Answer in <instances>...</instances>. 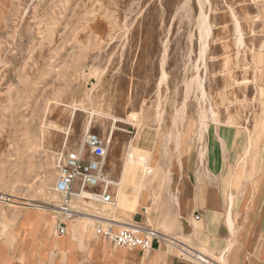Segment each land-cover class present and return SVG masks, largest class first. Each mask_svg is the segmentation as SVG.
Returning <instances> with one entry per match:
<instances>
[{
	"label": "rangeland",
	"instance_id": "obj_1",
	"mask_svg": "<svg viewBox=\"0 0 264 264\" xmlns=\"http://www.w3.org/2000/svg\"><path fill=\"white\" fill-rule=\"evenodd\" d=\"M205 17L211 34L203 49ZM263 130L264 0H0V244H16L19 230H11L22 219L19 232L32 239L30 248L51 247L32 233L35 211L54 216L56 239L63 217L86 222L87 230L105 227L83 217L127 216L140 178L148 185L144 197L162 201L179 151L203 165L208 144L220 154L221 136L230 149L224 185L243 198L244 209L251 184L264 183ZM147 131L157 136L158 157L145 156L151 171L137 160L139 136ZM87 133L106 141L114 134L104 165L110 179L119 178L128 149L135 166L120 206L113 192L115 204L106 210L100 202L73 201L81 213L69 220L54 210L61 203L53 188L57 165ZM249 136L255 145L244 169L237 161ZM48 172L52 184L41 191Z\"/></svg>",
	"mask_w": 264,
	"mask_h": 264
},
{
	"label": "crops",
	"instance_id": "obj_2",
	"mask_svg": "<svg viewBox=\"0 0 264 264\" xmlns=\"http://www.w3.org/2000/svg\"><path fill=\"white\" fill-rule=\"evenodd\" d=\"M221 137L220 154L208 144L203 165L199 156L192 160L190 151L184 155L179 151L162 201L144 198L132 218L117 217L120 222L162 233L151 248L116 246L97 232V227L107 225H97L95 231L82 226L76 238L72 234L64 237L73 230L63 235L57 232L61 244L55 248H30L27 234L19 230L12 248L0 244V264H264V183L251 186L247 207L240 208L243 198L229 193L224 185L230 149ZM156 144L152 131L141 133L137 151L141 156L155 157ZM60 221L66 231L70 229L65 220ZM111 225L114 230L121 228ZM41 254L48 256L46 261L38 260Z\"/></svg>",
	"mask_w": 264,
	"mask_h": 264
},
{
	"label": "built area",
	"instance_id": "obj_3",
	"mask_svg": "<svg viewBox=\"0 0 264 264\" xmlns=\"http://www.w3.org/2000/svg\"><path fill=\"white\" fill-rule=\"evenodd\" d=\"M108 143L99 134L87 133L79 148L63 153L59 159L55 191L61 196L60 208L66 218L71 219L76 215L72 198L75 192L79 193L81 189L93 195V198H85L86 200L112 202L113 185L108 182V177L104 173ZM142 229V233L129 227L114 230L110 224L105 228L97 227V232L103 234L116 246L144 250L151 248L153 242L163 236L158 230ZM57 232L60 235L65 234L66 226L63 221L58 223Z\"/></svg>",
	"mask_w": 264,
	"mask_h": 264
},
{
	"label": "bare ground",
	"instance_id": "obj_4",
	"mask_svg": "<svg viewBox=\"0 0 264 264\" xmlns=\"http://www.w3.org/2000/svg\"><path fill=\"white\" fill-rule=\"evenodd\" d=\"M238 24V23H237ZM201 31H202V37H201V39H202V44H203V46H201V47H203V49L205 48V46H206V43H207V38H208V36H209V34H211V32H210V26H209V24H208V21H207V17H205V18H203V20H202V26H201ZM240 31V30H239ZM238 31V32H239ZM239 34H241L240 32H239ZM239 36H241V35H239ZM242 40V39H241ZM202 49V48H201ZM201 50V51H204V50ZM205 52V51H204ZM202 54H204V53H202ZM196 75H197V73H195ZM192 81V80H191ZM195 81V80H194ZM202 81V80H201ZM200 81V82H201ZM200 82H198V84L200 85V88L202 87V83H200ZM203 88V87H202ZM203 93V92H202ZM201 93V94H202ZM203 94H205V93H203ZM204 96V95H203ZM207 96V95H206ZM203 100H205L204 98H203ZM208 109H209V106H208ZM210 109H211V107H210ZM161 111V110H160ZM210 112H211V110H210ZM161 113H163L162 111H161ZM178 113H180V112H178ZM209 113V112H208ZM156 114V113H155ZM174 114V113H173ZM204 114H206L205 113V111H204V113H203V115ZM135 115V114H134ZM137 115V114H136ZM159 115V114H158ZM130 116V115H129ZM165 116V115H164ZM174 116H175V114H174ZM183 116V115H182ZM181 116V117H182ZM202 116V115H201ZM131 117V116H130ZM161 117V116H160ZM178 117V115L176 116V118ZM181 117H180V119H181ZM184 117V116H183ZM182 117V118H183ZM210 117H211V114H210ZM215 117V116H214ZM218 117V116H217ZM173 118V117H172ZM171 118V119H172ZM175 118V119H176ZM203 118H205V117H203ZM113 119H114V121H117L118 120V118L117 117H113ZM134 119V118H133ZM210 119V118H209ZM215 119H216V117H215ZM165 120H166V117H165ZM177 120H178V118L176 119V122H177ZM211 120V119H210ZM129 122L131 121V120H128ZM154 121V120H153ZM157 121V120H156ZM174 121V120H173ZM180 121H182L183 122V120L181 119ZM207 120H203L202 122H201V127H200V129H204V131H205V128L207 127V125H208V121L206 122ZM212 121H213V114H212ZM160 122V121H159ZM166 122V121H165ZM175 122V123H176ZM214 122V121H213ZM162 123V122H161ZM172 123V122H171ZM215 123V122H214ZM177 124V123H176ZM133 125V124H132ZM135 125V124H134ZM172 125V124H171ZM43 126V125H42ZM154 126V125H153ZM174 126V125H173ZM181 127H182V125H180ZM158 127V126H157ZM179 127V126H178ZM181 127H180V130L182 131V129H181ZM236 127V126H235ZM245 127V126H244ZM114 128H116V126L114 125ZM175 128H176V125H175ZM167 129V128H166ZM246 129V128H245ZM238 130H239V126H238ZM67 131H68V129H67ZM112 132L114 131V130H111ZM203 131V132H204ZM168 133V132H167ZM169 133H170V131H169ZM175 136L177 137V136H179V134H180V132L178 131V132H176V130H175ZM263 133H264V130H263ZM198 135L200 136L199 138L201 139V137L203 136V133L200 131V133L198 132ZM252 135V134H251ZM139 136V135H138ZM245 136H246V134H245ZM253 136V135H252ZM113 137H114V134L113 133H111L110 134V140L108 141V142H111L112 140H113ZM175 137V138H176ZM247 137V136H246ZM138 138V137H137ZM220 138H222V137H220ZM254 138V137H253ZM251 136H249V139L247 140V138H246V140H247V144H245L246 145V149H245V151L242 153L243 155H241V157L242 158H240V160L241 161H237V162H240V167L241 168H244V169H246L247 168V163H248V161H249V157H250V151H252L251 149H252V147H254V145H255V141H254V139H253ZM109 139V138H108ZM163 139V138H162ZM172 139V138H171ZM178 139V138H177ZM165 140H167V139H165ZM220 140V139H219ZM179 141V140H178ZM115 142V141H114ZM221 142V141H220ZM65 143V142H64ZM164 144V143H163ZM170 144V143H169ZM177 144V143H176ZM223 144H224V142H223ZM243 144V143H242ZM122 145V144H121ZM165 145V144H164ZM128 146V145H127ZM178 144H177V148H178ZM222 146V145H221ZM224 146L225 145H223V148H224ZM129 147V146H128ZM163 148V147H162ZM168 148H169V145H168ZM174 148H175V143H174ZM242 148V147H241ZM245 148V147H244ZM122 149V148H121ZM176 149V148H175ZM153 150V149H152ZM165 151L167 152L168 150H166L165 149ZM204 151H205V149H204ZM222 151V150H221ZM225 151H226V149H225ZM55 152V151H54ZM172 152H174V151H172ZM178 152V151H177ZM176 152V153H177ZM230 152V151H229ZM229 152H228V155H229ZM176 153H175V155H176ZM56 154V153H55ZM62 154V153H61ZM126 154V156H125V161H124V164H123V166H122V169H121V173H120V175H119V178L118 179H116V180H113V179H110V177H109V174H110V172H105L104 171V173L107 175V180H108V182L110 183V184H112L115 188L114 189H111L112 190V192H113V195H114V197H115V199H117V201L119 200V206L121 205V203H120V201H122V200H125V198H127V184H128V175H129V172H130V170L135 166V161H136V159H135V156L130 152V149H128L127 150V152L125 153ZM179 154V153H178ZM199 154H203V150L199 153ZM222 154H224V153H222ZM253 154V153H252ZM151 155V154H150ZM166 155H168L167 153H166ZM170 155H171V153H170ZM255 155V154H254ZM203 156V155H202ZM201 156V157H202ZM240 156V155H239ZM137 157V156H136ZM225 157V156H224ZM254 157H256V156H254ZM52 159H53V157H51ZM237 159H239V158H237ZM236 159V160H237ZM258 159V158H257ZM137 160H139L142 164H141V166H142V168H145V169H149V171H151V170H153L154 168H155V166H152V163L151 162H149L150 160H147V158H145L144 156H139V158L137 159ZM232 160V159H231ZM256 162H257V160H256ZM151 163V164H150ZM236 163V162H235ZM234 163V164H235ZM259 163V162H258ZM160 166V165H159ZM138 167V166H137ZM167 168V167H166ZM237 168V167H236ZM256 168V167H255ZM138 169V168H137ZM240 169V168H239ZM243 170V169H242ZM164 171V170H163ZM239 171V170H238ZM244 171V170H243ZM242 171V172H243ZM245 172V171H244ZM145 173H146V170H145ZM161 173V172H160ZM235 173V172H234ZM140 175V174H139ZM143 175V174H142ZM146 175V174H145ZM169 175V174H168ZM168 175H167V177H168ZM236 175H238V174H236ZM142 177V176H141ZM242 177H243V174H242ZM245 177L246 178H248L249 176L248 175H245ZM244 177V178H245ZM7 178V177H6ZM143 178V177H142ZM235 177H233V179H234ZM9 179V178H8ZM53 179V175H52V173L51 172H48V174H46L45 176H44V180L43 181H41V183H40V186H39V189L41 190V191H43L44 190V188H45V186L48 184V182H50L51 180ZM167 179V178H166ZM232 179V180H233ZM242 179V178H241ZM138 180V179H137ZM168 180V179H167ZM154 181V180H153ZM253 181V180H252ZM33 182V181H32ZM234 182H235V179H234ZM245 182V181H244ZM248 182H249V180H248ZM36 183H37V180H36ZM51 183V182H50ZM139 183V182H138ZM154 183V182H153ZM52 184V183H51ZM243 184V183H242ZM164 185H165V182H164ZM52 186V185H51ZM163 186V185H162ZM235 186V185H234ZM252 186H253V183H252ZM47 187V186H46ZM54 188V190H55V186L53 187ZM148 189V185L145 183V181H143V180H141V178H140V183L137 185V190H136V195H135V197H134V200H133V204H132V206H131V208H130V213H128L127 215L130 217V218H132V216H133V214L135 213V211H136V209H137V207H138V202L139 201H141L142 200V198H145L144 197V194H145V192H143V190L144 189ZM164 188H166L165 186H164ZM39 190V191H40ZM38 191V190H37ZM230 196L232 197V195L230 194ZM230 197V198H231ZM85 198H93V195L89 192V191H87V190H84V189H81V191L79 192V193H76L75 192V194H74V196H73V198H72V200L73 201H80V200H82L83 202H88V203H92V201H94V200H91V201H87ZM86 200V201H85ZM52 202H53V200H52ZM82 202V203H83ZM96 202H100V205H101V207H102V209L103 210H106V209H109V208H111V206H113L115 203L112 201V202H110V203H107V202H102V201H96ZM13 203V202H12ZM86 204V203H85ZM117 204H118V202H117ZM231 204V203H230ZM1 205V204H0ZM51 205V204H50ZM123 206V205H122ZM49 207H51V206H49ZM49 207H47V208H49ZM54 207H55V211L56 212H58V213H62L64 216H65V214L63 213V211L61 210V208H60V203L59 204H55L54 205ZM117 207H118V205L116 206V207H113V210L115 209H117ZM230 207V206H229ZM52 208V207H51ZM54 210H53V212H54ZM230 210V209H229ZM3 212V211H2ZM5 212V211H4ZM76 215L77 214H79V213H81V211H77L76 210ZM50 213V212H49ZM105 214H108L109 216H110V214L109 213H105ZM86 215L87 216H84L83 218L84 219H87L88 221L90 220V222H100V223H103V224H105V225H110V224H115V225H117V226H119V227H129V228H131V229H134V230H136V231H139V232H142L143 231V229H142V227H140V226H138V225H135L134 223H125V222H120V221H118L117 219H115V218H113V217H107V216H100V215H96V214H91V213H86ZM230 215V214H229ZM93 216V217H92ZM63 217V216H62ZM66 217V216H65ZM63 220H64V217L62 218ZM75 220V221H74ZM74 220H72V221H70L69 223H68V225H69V227H70V229L69 230H73V233H71L72 231H70V233H68L69 235H66V236H64V237H67V236H71V234L76 238V234H77V232L82 228V226H83V228H88L87 226V224H86V222H82V221H80L78 218L77 219H74ZM122 220V219H121ZM22 223H23V220L21 219L16 225H15V227H14V229H12L11 230V232L13 233V231L14 230H21L22 229ZM54 226H55V222H54V216H50L49 214H44V213H42V212H37V211H35V214H34V217H33V227H32V233L33 234H35L37 237H40V238H38V241H40L41 243H43L44 244V246H52V247H55V246H57L58 244H59V242H58V240L55 238V230H54ZM2 230L0 229V232H1ZM29 241H27L29 244H31V242H32V239L30 238V239H28Z\"/></svg>",
	"mask_w": 264,
	"mask_h": 264
}]
</instances>
